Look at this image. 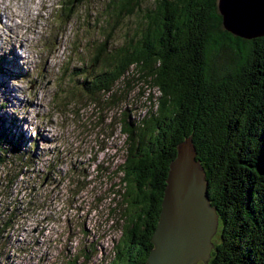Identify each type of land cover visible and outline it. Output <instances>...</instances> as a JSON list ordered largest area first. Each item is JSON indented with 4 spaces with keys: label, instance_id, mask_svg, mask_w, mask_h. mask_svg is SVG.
Here are the masks:
<instances>
[{
    "label": "rangeland",
    "instance_id": "1",
    "mask_svg": "<svg viewBox=\"0 0 264 264\" xmlns=\"http://www.w3.org/2000/svg\"><path fill=\"white\" fill-rule=\"evenodd\" d=\"M65 1L0 0V131L9 150L0 165V264H68L73 256L107 264L125 221L118 208L108 211L127 151L119 120L124 113L140 123L157 107L158 89L137 79L133 65L112 97L81 90L85 73L78 74L102 68L96 44L109 30L110 48L136 38L152 0H142L115 27L109 0L74 3L75 16L62 24ZM217 60L227 63L225 55ZM81 179L88 183L80 188ZM218 221L212 249L220 240Z\"/></svg>",
    "mask_w": 264,
    "mask_h": 264
},
{
    "label": "trees",
    "instance_id": "2",
    "mask_svg": "<svg viewBox=\"0 0 264 264\" xmlns=\"http://www.w3.org/2000/svg\"><path fill=\"white\" fill-rule=\"evenodd\" d=\"M141 1L109 0L113 26ZM151 2L136 38L110 48L109 30L98 40L94 57L102 68L80 82L89 94L112 97L133 65L137 79L159 91L156 109L140 123L124 113L119 120L127 151L108 211L118 208L125 221L107 264H146L169 163L189 134L222 223L208 264H264V34L250 38L226 28L218 0ZM64 8L71 11L70 0ZM224 55L227 63H218ZM5 143L0 131V165L8 161ZM87 183L81 179L80 188ZM68 264L84 262L73 256Z\"/></svg>",
    "mask_w": 264,
    "mask_h": 264
},
{
    "label": "water",
    "instance_id": "3",
    "mask_svg": "<svg viewBox=\"0 0 264 264\" xmlns=\"http://www.w3.org/2000/svg\"><path fill=\"white\" fill-rule=\"evenodd\" d=\"M257 1L218 0L224 26L250 38L264 34L260 11L264 0L255 12L251 8ZM240 3L242 7L238 6ZM175 146L177 154L169 163L159 217L151 236L153 246L146 264H195L199 259L206 264L218 214L215 204L209 201L204 169L200 160L194 158L191 134Z\"/></svg>",
    "mask_w": 264,
    "mask_h": 264
},
{
    "label": "bare ground",
    "instance_id": "4",
    "mask_svg": "<svg viewBox=\"0 0 264 264\" xmlns=\"http://www.w3.org/2000/svg\"><path fill=\"white\" fill-rule=\"evenodd\" d=\"M261 3L262 2V0H259V1H257V2H254L252 5L251 4H249V5H251V8H252V10L255 12V10H257L256 8H258V6H257V4L258 3ZM44 6H45V4H44ZM248 6V5H247ZM252 11V12H253ZM261 11V14H262V20H264V4H262V9L260 10ZM251 12V13H252ZM12 13H13V11H12ZM250 14V13H249ZM18 15V14H17ZM13 16V15H12ZM23 16V15H22ZM21 16V17H22ZM254 18H256L255 16H254ZM22 21H24V16H23V20ZM25 21H27V19L25 20ZM34 23H31V25H30V27L32 28V26H37V21H33ZM20 25V24H19ZM24 27V26H23ZM20 34V33H19ZM26 33H24V34H21L22 36H24ZM19 37H21V36H19ZM27 41H28V39H26ZM7 58L8 59H10V56H7ZM2 65V64H1ZM26 66L27 65H29L28 63L27 64H25Z\"/></svg>",
    "mask_w": 264,
    "mask_h": 264
},
{
    "label": "clouds",
    "instance_id": "5",
    "mask_svg": "<svg viewBox=\"0 0 264 264\" xmlns=\"http://www.w3.org/2000/svg\"><path fill=\"white\" fill-rule=\"evenodd\" d=\"M83 0H70V3H71V7L74 5V3L76 4V3H81ZM65 3V2H64ZM64 3H63V5H64ZM71 11H72V14L73 15H75V10L74 9H71ZM70 11V12H71ZM68 12V11H67ZM69 12V13H70ZM79 67V66H78ZM88 71H87V67H85L84 69H83V72L82 73H87ZM218 217H219V215H218ZM220 221H218V223H219ZM217 227H218V225H217ZM216 232V231H215ZM211 240H212V237H211Z\"/></svg>",
    "mask_w": 264,
    "mask_h": 264
},
{
    "label": "flooded vegetation",
    "instance_id": "6",
    "mask_svg": "<svg viewBox=\"0 0 264 264\" xmlns=\"http://www.w3.org/2000/svg\"><path fill=\"white\" fill-rule=\"evenodd\" d=\"M263 120V118H258V122H259V124L261 123V121ZM244 164V163H243ZM242 187H244V186H242ZM240 190H241V187L239 188Z\"/></svg>",
    "mask_w": 264,
    "mask_h": 264
}]
</instances>
